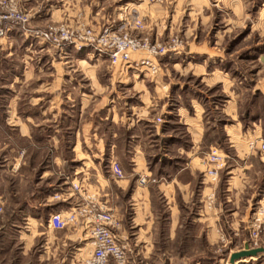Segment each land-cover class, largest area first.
Instances as JSON below:
<instances>
[{"label":"crops","instance_id":"obj_1","mask_svg":"<svg viewBox=\"0 0 264 264\" xmlns=\"http://www.w3.org/2000/svg\"><path fill=\"white\" fill-rule=\"evenodd\" d=\"M17 2L34 29L62 23L100 26L119 13L143 17L150 25L165 23V0L155 4L146 0ZM94 54L71 45L51 47L14 30L0 39V202L20 203L23 229L31 232L28 250L37 239L43 241L36 251L39 264H79L92 251L81 227L53 230L48 226L52 214L66 213L76 203L71 183L95 193L119 220L117 235L127 249V264H201L206 259L186 258L185 251L201 241L203 233L209 243L220 232H235L233 227L246 223L251 202L262 190L259 169L256 178H251V169L263 160L256 163L234 134L237 129L223 126L228 143L235 140L230 147L238 162H228L222 179L209 183L205 177L209 165L200 154L205 134L201 106L190 101L192 115L188 108L174 111L187 135L181 144L165 129L169 123L165 116L171 111L165 95L155 103L145 88L146 96H138V104L133 96L117 94V90H133L138 86L134 81L90 82L86 85L90 91L110 93L98 101L97 111L87 109L94 99L73 98V91L82 85L67 80L68 64L85 63L89 57H96V62L106 59ZM135 70L131 65L115 67L111 76L121 79ZM154 106L160 116L153 115ZM106 124L113 127L109 137L103 128ZM112 163L121 177L112 172ZM141 175L157 182L141 187L137 183ZM55 194L65 201L53 200ZM22 234L18 232L19 240ZM173 243L180 244L177 249L182 254L170 251L176 249L170 247Z\"/></svg>","mask_w":264,"mask_h":264},{"label":"rangeland","instance_id":"obj_2","mask_svg":"<svg viewBox=\"0 0 264 264\" xmlns=\"http://www.w3.org/2000/svg\"><path fill=\"white\" fill-rule=\"evenodd\" d=\"M146 1L155 4L164 0ZM174 1L165 0L163 25H150L143 17L119 13L105 25L62 23L51 24L41 30L62 28L77 38L86 32L96 38L105 28L112 27L116 37L147 40L151 45L159 46V49L165 47V55L154 57L143 51L132 52L129 64H113L107 57L97 62L96 57L85 59V63L71 62L68 64L67 80L72 78L71 81L82 85V88L73 91V98H93V104H88L87 109L97 111L98 101L110 93V90L101 95V91H90L87 84L96 80L102 84L134 81L138 86L133 90H117V94H121V97L133 96V100L136 99L138 104V96H146L145 88L149 95L154 97L155 103L157 97L165 95L167 107L171 110L165 116L169 122L165 129L177 137L181 144L187 141V135L182 126L177 124L174 111L177 108H188L192 115L189 103H198L203 109L202 118L205 125L201 156L207 161V155L214 147L226 155L225 168L228 162L237 164L238 159L230 147L235 140H232L231 144L228 143L222 130L223 126H228L230 129H237L232 132L240 136L239 139L250 157H255L257 163L262 158L257 150L249 149V143L258 145L260 141H264V0H184L179 5L172 4ZM94 55L98 56L96 53ZM131 59L137 62L132 63ZM144 59L151 62L155 68L154 72L140 65V61ZM124 65H131L137 70L132 71V74L127 73L126 77L121 79L111 76L116 71L115 67ZM63 81L66 79L63 78ZM156 84L159 85L158 90L155 89ZM153 109L154 116L161 115L156 106ZM157 121L160 122L159 119ZM103 128L109 137L113 127L106 124ZM259 163V166L251 169V178L257 177L254 172L259 169L260 191L264 188V160ZM225 168L219 172L215 183L222 179ZM255 201L256 199L251 202L248 219L245 220L247 224L239 223L237 227H233L235 232L228 229L227 232H220L218 237L212 238L209 243L205 241L203 233L201 241L192 244L193 248L185 251L186 258L206 259L202 260L201 264H226L231 253L243 250L250 238V217ZM19 204L17 201L0 202V264H39L36 251L43 241L37 239L35 246L28 250L27 236H30L31 232L29 229H23L25 221L18 214ZM19 231L23 232L20 240ZM178 246L179 243L170 244V247L176 248L170 251L177 255L182 254L183 251L177 249ZM235 264H264V255L242 259Z\"/></svg>","mask_w":264,"mask_h":264},{"label":"built area","instance_id":"obj_3","mask_svg":"<svg viewBox=\"0 0 264 264\" xmlns=\"http://www.w3.org/2000/svg\"><path fill=\"white\" fill-rule=\"evenodd\" d=\"M157 2L159 0H151ZM29 18L20 9L16 0H0V39L11 31L21 33L32 41H41L44 44L63 48L75 46L78 51L88 48L101 57H107L111 63L122 62L129 64L130 53L143 51L150 57L165 55V47L151 45L147 40L131 39L127 36L116 37L112 27L105 28L98 37L94 38L86 32L81 37H75L64 29H34L28 25ZM137 23H139L137 21ZM140 65L154 72L155 68L148 59L140 61ZM249 149L257 150L264 160V141L249 143ZM205 177L209 183H215L219 172L225 168L226 156L217 148H211L207 155ZM112 172L121 177V172L115 163L111 164ZM154 178L141 175L137 183L141 187L155 184ZM70 192H73L76 203L66 213L57 212L50 216L48 226L53 230H60L66 226L81 227L89 237L92 251L79 264H127V249L118 238L119 220L92 192L83 189L77 183H71ZM53 200L65 201L59 194L53 195ZM249 241L244 247L248 249H264V188L258 194L250 217Z\"/></svg>","mask_w":264,"mask_h":264},{"label":"water","instance_id":"obj_4","mask_svg":"<svg viewBox=\"0 0 264 264\" xmlns=\"http://www.w3.org/2000/svg\"><path fill=\"white\" fill-rule=\"evenodd\" d=\"M264 254V249H248L247 246L244 247L242 251L233 253L230 257L229 263L230 264H235L237 261L242 260V259H248V258H256L259 255Z\"/></svg>","mask_w":264,"mask_h":264},{"label":"bare ground","instance_id":"obj_5","mask_svg":"<svg viewBox=\"0 0 264 264\" xmlns=\"http://www.w3.org/2000/svg\"><path fill=\"white\" fill-rule=\"evenodd\" d=\"M262 255H264V254H262ZM252 258H254V257H252ZM240 261V260H239Z\"/></svg>","mask_w":264,"mask_h":264}]
</instances>
